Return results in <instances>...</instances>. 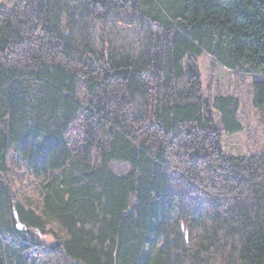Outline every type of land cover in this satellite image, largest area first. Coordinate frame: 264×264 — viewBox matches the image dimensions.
<instances>
[{
	"label": "trees",
	"instance_id": "1",
	"mask_svg": "<svg viewBox=\"0 0 264 264\" xmlns=\"http://www.w3.org/2000/svg\"><path fill=\"white\" fill-rule=\"evenodd\" d=\"M201 53L264 111V0L0 3V264H264V153L224 150Z\"/></svg>",
	"mask_w": 264,
	"mask_h": 264
},
{
	"label": "rangeland",
	"instance_id": "2",
	"mask_svg": "<svg viewBox=\"0 0 264 264\" xmlns=\"http://www.w3.org/2000/svg\"><path fill=\"white\" fill-rule=\"evenodd\" d=\"M16 0H0V3L12 4ZM168 5L169 0H158ZM130 41L135 39L134 33H128ZM198 63L206 96L218 93L235 95L240 100L238 120L242 128L227 132L222 130L221 142L229 155H247L264 153V111L254 105L255 81L261 76L253 73H236L219 62L214 61L207 53L198 55ZM220 125V115L215 114ZM114 169L124 172L128 164L115 162Z\"/></svg>",
	"mask_w": 264,
	"mask_h": 264
},
{
	"label": "water",
	"instance_id": "3",
	"mask_svg": "<svg viewBox=\"0 0 264 264\" xmlns=\"http://www.w3.org/2000/svg\"><path fill=\"white\" fill-rule=\"evenodd\" d=\"M14 216H15L16 220H18V216H17V212L16 211H14ZM17 225H18L19 228H24V224L21 223V222H18Z\"/></svg>",
	"mask_w": 264,
	"mask_h": 264
}]
</instances>
